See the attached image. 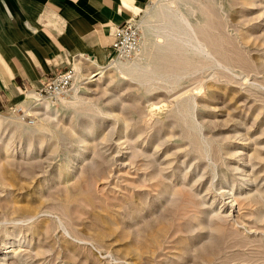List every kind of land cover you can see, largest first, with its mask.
<instances>
[{
  "label": "rangeland",
  "instance_id": "obj_1",
  "mask_svg": "<svg viewBox=\"0 0 264 264\" xmlns=\"http://www.w3.org/2000/svg\"><path fill=\"white\" fill-rule=\"evenodd\" d=\"M132 17L136 54L0 112V264H264V0Z\"/></svg>",
  "mask_w": 264,
  "mask_h": 264
},
{
  "label": "crops",
  "instance_id": "obj_2",
  "mask_svg": "<svg viewBox=\"0 0 264 264\" xmlns=\"http://www.w3.org/2000/svg\"><path fill=\"white\" fill-rule=\"evenodd\" d=\"M145 3L0 0V112L21 104L57 72L82 63L77 57L103 61L113 50L114 28Z\"/></svg>",
  "mask_w": 264,
  "mask_h": 264
},
{
  "label": "built area",
  "instance_id": "obj_3",
  "mask_svg": "<svg viewBox=\"0 0 264 264\" xmlns=\"http://www.w3.org/2000/svg\"><path fill=\"white\" fill-rule=\"evenodd\" d=\"M141 31L139 23L130 17L123 25H118L113 31L112 49L120 58H129L136 54L140 48ZM75 75L73 65L68 66L65 70L57 72L50 77L42 86L34 91L38 97L57 99L72 85ZM12 112L20 110L19 107L11 106Z\"/></svg>",
  "mask_w": 264,
  "mask_h": 264
},
{
  "label": "bare ground",
  "instance_id": "obj_4",
  "mask_svg": "<svg viewBox=\"0 0 264 264\" xmlns=\"http://www.w3.org/2000/svg\"><path fill=\"white\" fill-rule=\"evenodd\" d=\"M206 8H207V7H206ZM208 10H210V9H208ZM208 10H207V11H208ZM205 11H206V10H205ZM205 11H204V12H205ZM210 12H212V10H211ZM207 13H209V12H207ZM207 15H208V14H207ZM210 15L212 16V14H210ZM210 15H209V16H210ZM176 18H177V17H176ZM178 18H180V17H178ZM185 18H186V17H185ZM181 19L184 20V19L182 18V14H181ZM208 21L211 23V21H213V20L210 21V19L208 18L207 22H208ZM209 22L207 23L208 25L210 24ZM214 24H215V23H214ZM189 25H190V24H189ZM205 25H206V24H205ZM208 25H206V26H208ZM210 25H211V24H210ZM210 25H209L208 27H210ZM212 25H213V24H212ZM212 25H211V26H212ZM213 26H215V25H213ZM189 27H190V26H189ZM191 27H192V26H191ZM200 27H201V26H200ZM208 27H207V29H208ZM192 28H193V27H192ZM202 28H204V27H202ZM205 28H206V27H205ZM205 28H204V29H205ZM210 28H211V27H210ZM210 28H209V29H210ZM201 30H203V29H201ZM201 30H200V31H201ZM193 31H195V29H193ZM213 31H214V30H213ZM195 32H196V31H195ZM202 32H203V31H202ZM202 32H201V35H202ZM208 32H209V31H208ZM211 32H212V31H211ZM176 33H177V32H176ZM177 34H178V33H177ZM211 34H212V33H211ZM203 35H204V34H203ZM204 36H206V35H204ZM212 36H213V34H212ZM207 37H208V36H207ZM213 37H214V36H213ZM201 39H202V38H201ZM210 39H211V36H210ZM202 40H204V39H202ZM206 40H207V38H206ZM212 40H214V39H212ZM215 40H216V39H215ZM215 40H214V42H215ZM210 41H211V40H210ZM210 41H209V42H210ZM210 43H211V42H210ZM220 43H222V42L220 41ZM215 44L217 45V43H215ZM211 45H212V44H211ZM212 46H214V45H212ZM219 46H220V45H219V43H218V47H219ZM170 47H171V46H170ZM215 47H216V46H215ZM202 49H203V48H202ZM215 49H217V48H215ZM218 49H219V48H218ZM173 51H174V50H173ZM178 60H179V59H178ZM94 63H96V62L94 61ZM76 64H77V62H76ZM186 65H187V64H186ZM102 69H103V68H102ZM101 73H102V70L99 69L95 74L91 75V77L94 76V75L101 74ZM80 76H81V74H80V72H79V74L77 75V80H78V78H79ZM74 78H75V75H74ZM73 81H74V79H73ZM72 83H73V82H72ZM27 97H28V100H25V101L23 102V104H29V103H34V102H38V101H39L40 104H44V103H43L44 101L41 102L42 99L39 98V97H38L35 93H33V92H29L28 95H27ZM35 104H36V103H35ZM40 104H39V105H40ZM48 104H49V103H47V105H45V104H44V105L48 108V107H49ZM35 106H36V105H35ZM34 108H35V107H34ZM45 109H46V108H45ZM154 186H156V185L154 184Z\"/></svg>",
  "mask_w": 264,
  "mask_h": 264
}]
</instances>
